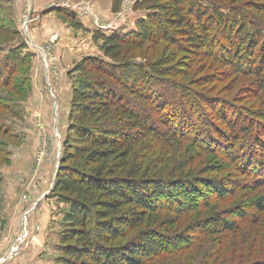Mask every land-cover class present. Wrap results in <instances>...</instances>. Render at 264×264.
<instances>
[{
  "label": "trees",
  "instance_id": "16d2710c",
  "mask_svg": "<svg viewBox=\"0 0 264 264\" xmlns=\"http://www.w3.org/2000/svg\"><path fill=\"white\" fill-rule=\"evenodd\" d=\"M122 3L111 0V13ZM132 10L145 13L134 30L95 31L100 56L68 73L67 136L49 194L66 207L55 264H149L205 239L212 254L199 264H264V0H137ZM48 13L82 29L68 8ZM10 25L0 92L34 57ZM235 79L240 100L221 97ZM152 139L206 154L156 165Z\"/></svg>",
  "mask_w": 264,
  "mask_h": 264
},
{
  "label": "rangeland",
  "instance_id": "374dc122",
  "mask_svg": "<svg viewBox=\"0 0 264 264\" xmlns=\"http://www.w3.org/2000/svg\"><path fill=\"white\" fill-rule=\"evenodd\" d=\"M46 1L16 0V3L14 1L11 3L9 13L7 1H4L6 2L4 6L0 3V46H4V52L0 53V57L15 44L12 43V37L4 31L11 27V22L25 40L28 52L34 55L30 65L22 67L20 72L13 76L11 85L0 92V264H55L58 256L61 220L66 207L50 198L49 194L67 136L72 92V82L68 73L79 61L67 64L61 62L57 55L58 49L61 48L64 54L72 45L71 36L67 34L68 29L69 33L74 32L75 38L80 37V33L77 34L78 30L62 23L55 14L48 13L67 26L61 29L67 36L62 42L54 35L46 41H41L39 37L44 36L42 30L45 28L37 30L39 24L36 16L40 10H44L52 3ZM135 1L137 0H123L120 13L113 14L111 21H104L103 16L96 13L93 0H85L84 3L82 0L78 7L85 9L87 16L97 28L112 27L104 29L105 32L108 31L105 34L127 33L134 30L137 19L145 16L144 12L132 10ZM66 2L68 1H53L55 4ZM91 41L93 46L82 43L83 48L85 50L91 48L94 53L97 52L94 56H100L99 43H95L93 38ZM192 78H199L198 73ZM227 82L229 81L225 84ZM231 85H233L231 89L220 96L228 95L227 99L240 100L237 98L243 94L241 87L245 86L233 82ZM17 91L20 93L17 94ZM214 120L215 125L219 127L220 124ZM209 136L206 135L207 138ZM181 147L183 146L180 144L173 142L163 144L153 139L147 146L149 150H158L151 156L150 161L155 158L156 165L161 162V166H166L167 163L173 166L181 160L186 162L188 158H195L193 153L196 152H201L197 153L198 156L202 155L199 158L206 154L198 149L186 154ZM212 151L219 156V148L213 147ZM210 163L218 172H227L220 171L216 157H213ZM231 179L234 180L231 177L223 181L227 187L230 186ZM250 208L249 205L247 209ZM193 228L199 230L198 224L182 234L192 235L190 232ZM205 240L200 241L196 248L182 256L167 253L153 259L149 264H199L203 260L209 261L212 251ZM180 241L181 238L177 243ZM181 243L184 244V241ZM214 253L216 256L219 255L216 250Z\"/></svg>",
  "mask_w": 264,
  "mask_h": 264
},
{
  "label": "crops",
  "instance_id": "0c3cea01",
  "mask_svg": "<svg viewBox=\"0 0 264 264\" xmlns=\"http://www.w3.org/2000/svg\"><path fill=\"white\" fill-rule=\"evenodd\" d=\"M13 1L16 3V0H13ZM53 1L54 0H47L46 1L47 3L48 2H52V3H49L47 5V8H45L44 10H40L39 15L36 16L39 20V22L37 20V23L39 24V26L37 27V30H42L43 28H45L44 30H42L44 36L39 37V39L41 41H46L54 35V37H58L59 42H62L67 36V34L70 35L71 36L70 41L72 45L68 47V50H66L64 54L62 53L63 50L61 48L58 49V55H57L60 58L61 62H65L67 64L76 63L80 61V59L84 56H94L97 52L94 53L93 50H91V48L88 50H85L83 48L84 46L82 45V43H85L87 46L88 45L93 46L92 41H91L92 34L97 30L102 31L103 33H108V31L105 32L104 29L108 30V29H111L112 27L111 28H108V27L97 28V26H94L91 18L83 14L81 12V8L78 7L82 0H66L68 1L66 2L67 4L66 3L55 4L53 3ZM93 1H94V7H95L96 13L97 14L99 13L101 16H103L102 18L104 21H111L113 14L111 13L110 0H93ZM84 2L85 0H83L82 3ZM56 7L68 8L77 16V19L82 26V29L77 31V34L78 32L80 33V37L75 38L74 32L69 33L70 31L69 29L67 30L68 31L67 34L62 32L61 31L62 27L63 26L67 27V26L61 24V22L58 21L56 17H54L53 15L51 14L42 15L41 14L45 10L56 8ZM132 15H134V13ZM83 36L85 37L82 38ZM59 46H61V43H59Z\"/></svg>",
  "mask_w": 264,
  "mask_h": 264
},
{
  "label": "built area",
  "instance_id": "2783aa9c",
  "mask_svg": "<svg viewBox=\"0 0 264 264\" xmlns=\"http://www.w3.org/2000/svg\"><path fill=\"white\" fill-rule=\"evenodd\" d=\"M81 12L83 13V14H85V15H87L88 13L85 11V9L84 10H82V8H81ZM108 28H110V27H108Z\"/></svg>",
  "mask_w": 264,
  "mask_h": 264
}]
</instances>
